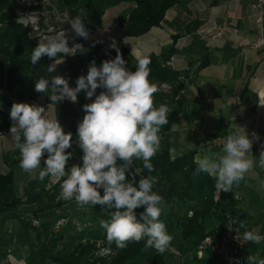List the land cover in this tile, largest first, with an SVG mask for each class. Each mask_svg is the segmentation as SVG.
I'll return each mask as SVG.
<instances>
[{
  "label": "clouds",
  "instance_id": "1",
  "mask_svg": "<svg viewBox=\"0 0 264 264\" xmlns=\"http://www.w3.org/2000/svg\"><path fill=\"white\" fill-rule=\"evenodd\" d=\"M85 17L81 10V14L69 23L77 36L87 40L89 31L82 19ZM17 23L28 27L29 16L18 17ZM110 48L116 52L114 59L104 60L99 67L93 61L87 75L76 79L75 87H70L69 79L63 75L41 77L35 82L37 93L50 89L48 96L55 104L64 100L76 103L81 91L86 92V99L95 96L91 103L83 105L85 115L77 126L82 164H74L66 170L73 155L67 151L72 147V133H65L59 120L49 118L43 106L14 102L10 109V134L20 152V168L32 179L43 181L46 176L62 179L59 199H74L81 207L99 205L114 209L110 219L100 221L109 244L114 242L116 247L123 249L130 242L146 239V247L163 253L173 239L160 220L163 197L153 191L157 177L142 173L145 169L149 173L155 171L151 158L159 150V132L161 126L169 122V110L165 105L154 106L153 97L158 89L149 80L150 59L139 58L135 70H129L115 40ZM77 51L84 54L88 49L81 44L70 48L65 31H61L39 41L31 52L30 63L35 66L47 56L54 62L47 65L46 71L55 73L63 57L75 55ZM98 88L104 91L96 95ZM258 139L256 133L250 138L245 128L237 126L227 136L223 154L207 153L195 158L194 175L207 173L215 180L218 192H231L233 186H238L256 166L249 154L253 140ZM134 160H142L143 165L134 169L129 181L127 171ZM118 161L124 163L118 165ZM259 167L264 169V149L259 155ZM137 176H140L138 183ZM258 191L264 192V180L259 181ZM140 207L145 210L138 219L134 210ZM239 226L244 227L243 222H239ZM243 240L259 244L264 236L245 231ZM246 262L264 264V259L249 255Z\"/></svg>",
  "mask_w": 264,
  "mask_h": 264
},
{
  "label": "trees",
  "instance_id": "2",
  "mask_svg": "<svg viewBox=\"0 0 264 264\" xmlns=\"http://www.w3.org/2000/svg\"><path fill=\"white\" fill-rule=\"evenodd\" d=\"M18 0H0V54L8 57L6 67V85L0 91V105L3 108L0 114V133L10 128V109L14 102L36 100L40 96L45 97L46 103H52L49 99V92L37 93L35 82L37 81L30 73V55L37 46L30 34L28 27L17 23L19 14L17 9L21 5ZM57 5L66 10L72 20L83 10L85 27L95 29L101 25L106 11L120 4L131 5L128 13L119 16V24L124 33L129 36H140L152 27L161 25L167 10L175 4L185 0H55ZM123 58L127 61L129 70H135L138 59L134 58L129 49L118 46ZM176 50L169 47L162 57L151 54L146 58L150 59L149 80L158 91L154 94V106L165 105L169 107L168 120H174L180 113L183 96L181 91L184 88L180 77L182 73L171 69L166 64V58L170 57ZM112 58L116 52L113 49ZM88 64L98 60L90 53L80 54ZM165 56V57H164ZM76 57V56H66ZM40 62L47 68L53 63L47 56L41 58ZM207 60L201 62L205 65ZM167 85V87H163ZM161 86L164 88H161ZM161 131V129H160ZM73 153L79 158L82 164V150L79 147H72ZM4 161L10 167L9 172L0 173V260L7 256V249L13 245L15 231L8 228V222L18 221L25 230L29 242V254L27 264H96L88 260L91 246L79 244L71 251V244H77L82 239L92 241L105 240L106 233L100 226L101 220L110 219L114 209L102 208L99 205L91 207L92 220L89 223H80L81 230H67L68 225H72L69 216H62L69 220V223L59 230H54L55 222L61 217H57L53 211L73 200L65 201L59 199L55 201V196L48 195L47 185L50 176H46L43 181L31 179L24 188V194L19 195L15 188V169L20 168V160L10 158L9 153H5ZM47 158L46 155L44 157ZM123 164V161H118ZM155 171L149 173L146 169L143 176L160 177L168 184V191L163 198L162 214L160 220L166 225V230L173 239L170 247L183 248L185 242L192 243L194 249L208 236H218L223 233L225 225L232 220L240 229L242 234L245 231H255L260 225L261 233H264V211L256 218L252 216L241 204L238 193L244 187V180L239 185H234L231 192H218L215 188V180L207 173L201 172L194 175L197 167L195 163V151L184 153L180 156L172 157L169 149L158 150L151 158ZM143 161H133L128 169L129 181L134 169L142 167ZM43 168V160L41 163ZM70 168L66 166V170ZM38 175V172H37ZM140 176L136 177L137 183ZM101 195L103 190L101 189ZM24 197H27L25 200ZM187 204L184 213H177L174 210L175 204ZM52 210V211H51ZM144 207L135 209L137 218L144 211ZM190 212L192 214L190 215ZM54 215V220L41 223L40 227L32 225L33 218L41 219L44 215ZM30 217V218H29ZM209 220H214L216 226L210 228ZM243 222L244 227L239 226ZM72 223V224H71ZM76 229V230H75ZM256 232V231H255ZM61 243L65 248L58 250ZM114 243V242H113ZM146 239L140 242H130L126 248H118L114 243V250L118 256L110 264H139L149 261V264H161L163 253L157 252L153 247H146ZM249 255L258 256L264 259V247H260L253 242H246L243 248L245 259ZM192 264H226L220 261L211 249L204 251L202 257L193 256Z\"/></svg>",
  "mask_w": 264,
  "mask_h": 264
},
{
  "label": "crops",
  "instance_id": "3",
  "mask_svg": "<svg viewBox=\"0 0 264 264\" xmlns=\"http://www.w3.org/2000/svg\"><path fill=\"white\" fill-rule=\"evenodd\" d=\"M254 1L185 0L167 10L160 26L152 27L140 36L126 35L121 28L118 18L131 8V5L123 3L108 9L97 28L87 29V53L98 60V67L104 60L111 59L113 49L110 44L113 40L117 46L129 49L136 59L146 58L151 54L162 57L169 47L176 50L166 58V62L174 56V64L168 67L182 73L180 80L184 85L181 91L183 103L179 115L161 126L159 150L168 148L172 157L193 150L195 158L207 153L223 154V147L210 144L215 135L227 137L237 126L245 128L250 138L256 130H261L264 134V52L245 46V41L253 39L256 33V24L250 13V6ZM224 19L239 27L238 36L226 34L220 38L213 37L216 25ZM205 60L207 63L201 66V62ZM7 63L8 57L0 54V91L6 85ZM89 65L83 56H64L63 62L57 66V72L49 74L39 61L37 65H31L30 73L36 80L63 75L69 79V86L75 87L76 79L87 75ZM101 91L104 89L98 88L96 95ZM94 99L95 96L91 100L86 99V92L81 91L76 103L68 100L56 104L46 103L44 96L23 103L45 107L49 118H57L65 133H72L73 142L77 137L78 123L85 115L83 105ZM167 108L170 110L168 106ZM2 111L0 105V114ZM5 153H9L10 158L20 160V152L10 134V128L0 133V158L3 165L10 169L3 158ZM249 158L256 161V166L245 175L244 187L238 195L242 206L257 218L264 211V192L258 191L259 181L264 180V169L259 167V157L254 152V147ZM157 179L153 191L164 198L168 184L160 177ZM74 201L51 211L57 217L74 216L77 213L72 211L71 205L76 203ZM187 207V204H175L174 210L184 213ZM83 213L80 211L77 217L74 216L76 221L89 223L92 220L91 212L84 214L85 216ZM208 225L214 228L216 222L209 220ZM8 228L15 231V248H21L22 236L27 240L25 230L18 221L8 222ZM260 230L261 226L258 225L256 233L264 236ZM258 245L264 247V240ZM168 255L164 257L163 264L171 259L167 258Z\"/></svg>",
  "mask_w": 264,
  "mask_h": 264
},
{
  "label": "built area",
  "instance_id": "4",
  "mask_svg": "<svg viewBox=\"0 0 264 264\" xmlns=\"http://www.w3.org/2000/svg\"><path fill=\"white\" fill-rule=\"evenodd\" d=\"M54 0H18L17 3L22 6L18 8L17 12L20 16H29L30 24L28 26L31 34V38L35 43H39L40 40H44L46 37L57 34V32L52 31L53 26L46 23L47 17H49V12L59 11L62 15V20L70 21L66 10L61 9ZM41 5V6H39ZM50 8H49V7ZM250 13L254 18L256 24V33L253 39H247L245 41V46L264 52V0H255L250 6ZM70 19V20H69ZM44 26V27H43ZM59 33V32H58ZM240 29L238 26L233 25L229 20L224 19L220 21L215 28L213 37L220 38L226 34H232L238 36ZM71 55V56H76ZM112 58V54H110ZM175 57L172 56L167 62V65L174 64ZM167 87V85H164ZM259 137L258 140H253L254 152L259 157L260 152L264 149V134L261 130H256L255 132ZM226 136L215 135L210 144H214L223 147L226 142ZM73 143L78 145V137L75 138ZM79 146V145H78ZM192 212H190V215ZM40 221L35 219L34 224H38ZM69 220L65 217H60L54 224V230H59L66 226ZM81 230V227H79ZM245 241L243 240V234L238 228V226L229 220L225 225V229L222 234L218 236H208L204 239L196 248V255L202 257L204 251L211 249L217 258L226 264H245V259L243 256V248ZM12 256V249H7V256L0 260V264H14Z\"/></svg>",
  "mask_w": 264,
  "mask_h": 264
},
{
  "label": "rangeland",
  "instance_id": "5",
  "mask_svg": "<svg viewBox=\"0 0 264 264\" xmlns=\"http://www.w3.org/2000/svg\"><path fill=\"white\" fill-rule=\"evenodd\" d=\"M54 2L56 3L55 0H54ZM39 6H41V5H39ZM62 18L63 17L59 11H52L51 13L49 12V17H47L46 23H48L49 25L54 27L52 31H55L57 33L61 32V31H65L66 38L68 40V46L70 48L73 47L75 44H81L86 48V46H85L86 40L82 37L77 36L75 34V32H73L71 30L70 23L66 20H62ZM2 26L3 25L0 24V28ZM80 54L81 53L79 51H77L76 56H79ZM163 87H164V85H163ZM73 146L79 147L76 143L72 142V147ZM72 147L70 149H68L67 151L73 153ZM79 163H80L79 158L73 153L72 158L68 160L66 166L71 167L72 165L79 164ZM68 169H70V168H68ZM8 170H9L8 167L3 165V162L0 158V173H7V172H9ZM15 174H16L15 175L16 191L19 195H23L25 185L29 181V177H31V175L29 173L23 171L22 169H15ZM61 183H62V179L57 180V178L50 176L49 182L47 185V191H48V195L55 196V201L59 200L58 197L60 196V192H61V187H60ZM76 204L77 203H74L71 205L72 211L77 212L74 215L76 217L78 216L77 214H79L80 211H83L84 212L83 215H84V214L88 213L90 211V208L92 207L90 205H85L84 207H81L80 205H76ZM55 215H56V213H55ZM60 216L62 217L63 215H60ZM60 216H58V217H60ZM74 216H69L70 217L69 219L71 221H73L72 222L73 224L71 223L72 225H68V227H67V230H69V231L74 228L73 227L74 225H76V229H77V231H79L80 223L77 222L78 220L76 221V219H75L76 217H74ZM43 218H44V222H46V221L50 222V221L54 220V215H52V214L44 215L43 217H41V219L33 218L31 221L32 225H34L36 227H40L41 223L43 222ZM35 219L39 220L40 222L38 224H34ZM20 241L23 244V246L21 248H19V247L15 248L14 243L9 248L12 249V256L14 258L13 259L14 264H27V257L29 254V242H28V240H25L24 235L22 236ZM79 244H83V246H88V245L91 246V249L89 250L90 253L88 254V260L90 262H94L96 264H110L112 262V260H114V258L116 256H118L117 251L114 250V243L109 244L107 239L96 240V241H92L89 239L88 240L82 239V241L77 243V244L76 243L71 244L70 250L73 251ZM23 247L24 248L26 247V248L23 250ZM63 248H65V246H63L61 243V246L58 247L57 249L61 250ZM163 255H164V257L166 255H168L167 258H171L170 260H168L166 262V264H178V263L179 264H192L193 263V256L194 255L197 256L196 255V248L194 249L192 243H190V242H185L183 248H177L174 246L169 247L163 253ZM164 257L162 259L161 264H163ZM139 264H149V261H145V262H142Z\"/></svg>",
  "mask_w": 264,
  "mask_h": 264
},
{
  "label": "water",
  "instance_id": "6",
  "mask_svg": "<svg viewBox=\"0 0 264 264\" xmlns=\"http://www.w3.org/2000/svg\"><path fill=\"white\" fill-rule=\"evenodd\" d=\"M24 199H26V197Z\"/></svg>",
  "mask_w": 264,
  "mask_h": 264
}]
</instances>
